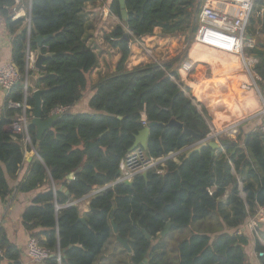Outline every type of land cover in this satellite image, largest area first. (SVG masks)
<instances>
[{
  "label": "trees",
  "instance_id": "trees-1",
  "mask_svg": "<svg viewBox=\"0 0 264 264\" xmlns=\"http://www.w3.org/2000/svg\"><path fill=\"white\" fill-rule=\"evenodd\" d=\"M14 1L0 0V17L13 34L11 61L21 79L27 75V95L20 79L6 94L0 113V200L14 189L29 192L50 183L21 216L31 236L53 253L45 263L59 264V252L60 264H131L144 257L149 264H248V236L245 225L241 226L257 208L264 209V134L258 129L240 132L235 140L220 139L217 150L205 145L188 157L182 151L178 161H165L163 173L149 170L146 178L138 175L130 185L120 182L96 192L82 214L77 203L62 207L114 181L120 160L143 127L142 112L148 124L156 122L150 127L145 150L151 157L167 156L196 141L171 125L173 120L196 134L210 132L211 117L195 101L176 68L186 60V49L171 61L126 66L130 42L152 35L155 29L161 36L192 38L203 0H124L125 20L119 1L112 0L110 9L121 23L104 34V40L120 56L115 70L91 86L88 110L83 111L72 107L87 89L89 73L97 64L95 52L84 39L85 7L97 0H31L29 31L24 16L13 18L9 13ZM262 5L263 0L253 2L245 32L256 39L247 52L257 59L253 70L264 94V40L258 35H264V15L261 19L254 15ZM37 35L47 36L40 47ZM27 49L45 55L40 71L26 67ZM34 89L42 90L41 119L58 107L66 108L57 113L40 139L30 122ZM23 103L30 107L25 109L27 136L38 146L39 158L29 164L13 189L8 179L15 178L23 164L25 134L7 127L22 114ZM235 106L229 120L243 114L244 107ZM111 221L128 240L130 253L117 242ZM167 221L169 230L161 235ZM258 230L264 240V229ZM254 244L258 263L264 264V246L257 239ZM0 249L8 264H21L19 248L2 227Z\"/></svg>",
  "mask_w": 264,
  "mask_h": 264
},
{
  "label": "crops",
  "instance_id": "crops-1",
  "mask_svg": "<svg viewBox=\"0 0 264 264\" xmlns=\"http://www.w3.org/2000/svg\"><path fill=\"white\" fill-rule=\"evenodd\" d=\"M30 1L31 0H15L14 1L13 5L15 6L17 10L16 17H19V16L25 17L27 15L26 17L28 18V12H29L30 5H31ZM118 1L120 4V0ZM111 3H112V0H97L94 4L92 3L86 4V7H85L86 29L84 33V39H85L86 44L89 45L92 48V50L95 52L96 57H97V64L95 68L89 73L87 89L83 92L81 99L72 107V109L76 111L88 110V100L93 92L91 86L94 83H96L101 77L115 70L116 63L120 56L118 49L111 47L104 40V34L110 32L115 27V25L121 23L120 19L111 11L110 9ZM203 4L211 5L214 8H217L219 10L226 11L229 13H233L234 11H237L233 7L232 3L228 0H203L202 5ZM261 7H264V6L262 5ZM107 10H110L112 12V16L106 14ZM8 11H9V8H8ZM237 13H240V11L238 10ZM263 15L264 13L261 16L255 15V17L261 19L263 18ZM260 26L261 25H257V28H259ZM258 35H260L261 39L264 40V35L262 34H258ZM12 38H13V34H11L8 31L3 19L0 17V64L11 60ZM245 39H246V42H245L246 44L248 43V41L253 42V46L256 43V39L254 37H250V35H248L246 32H245ZM182 44H183L182 41L179 42V37L161 36L159 29H155L152 35H145L136 41L130 42L129 44L130 45V55L127 60L126 66L128 69H130L134 66L144 64L146 62L151 61V58L144 51L146 48L151 51L153 57L160 63L171 61L173 58L177 57V55H179L183 51V49H186V58L187 60H190L192 62L191 71L188 74L180 73L179 66L181 63L179 65H176L177 71L184 85L189 88L191 95L195 98V101L199 102L202 106H204V108L206 109L211 119H215L214 116L216 115V113H218L217 110H219L220 107L215 105L214 103H217L218 101L220 102L223 100L222 91L224 89L229 88L230 85L231 87H234L233 78L230 79L227 76L225 77L224 70L225 69L232 70V71L241 70L240 67L230 68L229 66H227V62L231 58H235L238 56L234 54H229L227 52L214 49V48H211L214 50L212 52L211 50L209 51L202 50L205 48L204 47L199 48L198 45L196 44L191 45L189 47L187 46L185 48H181L183 47ZM215 53H220L221 57H219L220 55L218 56ZM245 59L246 58L244 57V55H242V57L239 58V60L243 62V63L240 62V65L242 66L243 64L245 68H247V64H252V67H253L254 63L257 61V59L254 58L253 56H250V58H248V61ZM207 71L209 72V74ZM243 76L245 77V75ZM36 77L37 75L33 77V80H35ZM28 83L32 84L33 82L30 80L28 81ZM209 84L211 86H214L215 89L211 88ZM239 84L240 82H238V85ZM239 90L240 89H235L234 94L231 92V95L234 96L236 95V93L240 92L239 100L242 103L239 102L240 104L238 105L244 107V110L242 111L243 112L242 115H244L245 113L249 111L252 112L258 109V100L256 99V97L254 96L253 98L250 97V100H249L248 98L249 95H246V94L243 95L242 94L243 91H239ZM216 91L219 92L220 96H218V93H216ZM5 96L6 94L0 88V113L3 110ZM236 98H238V95H236ZM22 108H23V111H22L23 113L25 111L24 106H22ZM26 108L30 109L29 106H27ZM231 115H232V112L228 110V112H226V115L224 116L226 118L222 117L224 118L223 120L219 119L216 122L218 125L220 124V126L223 127L221 130H214L212 128L213 123L210 122V129H211L210 132L211 133H214L216 131H221V133L229 132L232 135H234V137L232 139L230 138H227V139L235 140L237 135L240 132L248 133L252 130L258 129L259 123L261 121L260 117L253 118L254 116L257 115L256 113L252 115L251 117H249L250 120L249 118H245L243 120L238 121L237 123H231L233 122V120H229V117H227ZM223 129L226 131H224ZM238 129H241V130H238ZM7 130L14 132L12 123L8 125ZM218 139L220 142V138ZM219 144L221 145V143ZM33 146L34 144L30 141L29 138L28 140L26 139L24 140L23 142V147H24L23 164L21 168L19 169L16 177L13 179H10V178L8 179L9 186L13 189L18 184V182L26 175L27 170L29 168V164L33 160L38 158L35 155ZM72 177L73 175H69V178H72ZM49 186H50V183L45 182L41 184L39 187L29 192H20L14 189L13 193H11L4 201L0 200V227L4 229L7 239L19 248L21 264H43V263L33 262L27 256V252H26L27 241H28V238L31 237V232L28 231L23 226L21 216H22L23 210L31 202L33 197L37 193L48 189ZM88 202H89V198H82L81 200L78 201L77 204H78L81 214L88 210ZM247 219H248V216H247ZM247 219H245V222H244L245 224L247 222ZM245 224L241 226L242 229ZM263 229H264V226L261 224L260 230H263ZM244 232L248 236V244L245 246L248 264H259L258 260L256 259V254H255V244L254 243H255L256 238L250 230L245 229ZM0 264H8V260L2 257Z\"/></svg>",
  "mask_w": 264,
  "mask_h": 264
},
{
  "label": "built area",
  "instance_id": "built-area-1",
  "mask_svg": "<svg viewBox=\"0 0 264 264\" xmlns=\"http://www.w3.org/2000/svg\"><path fill=\"white\" fill-rule=\"evenodd\" d=\"M232 3L233 7L237 11L229 13L226 11L214 8L211 5L203 4L198 13V21L196 25V30L194 32V42L201 46H208L214 49H218L229 54H234L239 58L243 55V48L253 47V42L248 41L246 44L245 39V25L248 18L252 12L254 0H228ZM9 13L12 14L13 18H16L17 10L14 5L9 7ZM264 13V7H260L255 11L256 16H261ZM106 14L112 16V12L107 10ZM25 22L28 24V18H25ZM138 40L134 38V41ZM145 53L151 58V61H157L149 49L144 50ZM34 59V53L29 51L26 54V67L33 68L32 63ZM192 62L190 60H184L180 66V73L188 74L191 71ZM21 79L15 64L9 60L8 62L0 64V88L5 94H8L10 89L15 83ZM24 85V89H26ZM260 95V94H259ZM262 103L264 104V94L260 95ZM12 106H17L16 103H11ZM24 109L27 105L23 103ZM65 107H58L54 109L53 113L57 114L63 110ZM264 112V109H263ZM140 122L143 126L148 125L144 112L141 113ZM27 123L28 118L25 111L18 115L16 120L12 122L13 130L15 133L25 134V139L28 140L27 136ZM258 130L264 134V117L261 119ZM218 135L215 136V139ZM171 152L167 156L161 157H151L145 154V151L140 147L127 152L125 156L120 160L119 170L120 173L115 177L114 181L118 183L124 181H133V179L140 175L142 172L149 170H154L156 173H163L165 170V161L172 158L174 161H178L177 156L179 153ZM264 225V209L259 207L253 214L248 215L245 228L250 230L255 238L264 246V240L260 236L258 228L260 225ZM27 256L29 259L36 263H44L48 260L53 253L46 247L41 246L38 240L31 236L27 241ZM3 250L0 249V259L3 257ZM57 261L60 260L59 252L56 255Z\"/></svg>",
  "mask_w": 264,
  "mask_h": 264
},
{
  "label": "water",
  "instance_id": "water-1",
  "mask_svg": "<svg viewBox=\"0 0 264 264\" xmlns=\"http://www.w3.org/2000/svg\"><path fill=\"white\" fill-rule=\"evenodd\" d=\"M31 2V1H30ZM31 6V5H30ZM120 16H121V19L125 20L126 19V10L124 8V0H120ZM28 20H29V23L27 24V28H28V31L30 29V9H29V12H28ZM47 37V36H41V35H37L36 38H35V41L37 43V46L40 47V45L42 44V41L43 39ZM124 37H127V34L124 35ZM29 53V49H27L26 51V54L28 55ZM45 55L41 54V52L39 50H37L35 53H34V59H33V63H32V67L37 70V71H40L41 68H42V60L44 58ZM21 81L24 83V85L27 86V75H25V77H23L21 79ZM254 84H255V88L257 90V92L261 95V92L259 91V89L257 88V85H256V82L253 81ZM42 92V90L40 89H35L32 91L31 93V97L34 99V106L31 108V111H32V117L30 119V122L35 125L36 127V138L37 139H40L42 133L48 129L51 124H52V121L53 119L56 117L57 114H52L50 117L46 118V119H41V102H40V93ZM27 95V87L25 89V96ZM156 122H150L147 126H143L138 132L137 134L134 136V141L132 143V145L130 146V148L128 149V152L134 150L135 148L137 147H140L141 149H143L144 151L146 150L147 148V139H148V136H149V131H150V127L152 125H154ZM171 125H174V126H177V127H180L182 128V131L186 134H189L193 137H196V141L186 147H184L183 149H181L180 151L176 152L175 154L177 153H180L182 151H186V154H185V157H188L192 152L194 151H197V150H200V148L202 146H205V145H208L210 146L213 150H217L221 147V145L219 144V142L215 139V136L219 135L221 131H216L214 133H208L207 135H201V134H196L195 132H193L192 130L188 129L185 125H183L182 123H180L179 121H176V120H173L170 122ZM264 139V137H263ZM33 150L35 152V155L39 158V155H38V146L37 145H34L33 146ZM120 173V170L119 168L117 169V172H116V176ZM142 177L146 178L147 177V172L144 171L140 174ZM118 182L117 181H112L100 188H97L93 191H91L89 194L85 195L84 197L82 198H89L91 197L93 194H95L96 192H99L103 189H106L110 186H113L115 184H117ZM125 184L127 185H130L132 183V181H124ZM65 192H67V190H65ZM82 198L80 199H77V200H73L67 204H65L64 206L62 207H67V206H70L72 204H75V203H78L79 200H81ZM57 209H59V207H57ZM94 209H91V211H93ZM113 213H114V210L111 212L110 214V217L113 216ZM163 218L165 220H167V217L165 215H163ZM79 221L83 222L86 224V220L83 216H79L78 218ZM111 224H112V231L113 233L115 234V238L117 240V242L128 252L130 253L131 252V248L128 244V240L126 238H122L118 233H117V227L116 225L114 224L113 221H111ZM170 222L167 221L166 225L162 228L160 234L161 235H164L168 230H169V226H170ZM143 232L146 234V237L149 238V234L146 233L145 230H143ZM261 255V253H260ZM60 264V260L58 262ZM45 264V263H43ZM131 264H149L148 262V259L147 257H144L140 262L138 263H131Z\"/></svg>",
  "mask_w": 264,
  "mask_h": 264
},
{
  "label": "rangeland",
  "instance_id": "rangeland-1",
  "mask_svg": "<svg viewBox=\"0 0 264 264\" xmlns=\"http://www.w3.org/2000/svg\"><path fill=\"white\" fill-rule=\"evenodd\" d=\"M19 7V6H18ZM27 16V15H26ZM25 16V17H26ZM27 18V17H26ZM177 37H179V42H183V44H182V46L183 47H181V48H185V47H189V46H191V45H194V44H196L195 42H194V39H193V36H194V33L192 34V38H190V36H189V39H188V37L187 36H184V35H176ZM196 45H198V47L200 48V47H204L205 49H202V50H206V51H209V50H211V52L212 51H214L213 49H211V47H208V46H201V45H199V44H196ZM247 49H249L248 47H244L243 48V55H244V57L246 58L245 60H247L248 61V58H250V55H248V52H247ZM184 50V49H183ZM216 55H220V53H215ZM219 57H221V55L219 56ZM187 59V58H186ZM246 61V62H247ZM241 63H243L242 61H241ZM247 68H248V70H247ZM247 68H245V66L242 64V66L240 67V69L241 70H237V71H235V70H224V75H225V77L227 76V77H229L230 79H232L233 78V84H234V87H231V85L229 86V88H227V89H224L222 92H223V94H222V98H223V100L222 101H218L217 103H214L215 105H217V106H219L220 108H219V110H217L218 111V113H216V115L214 116L215 117V119H211L210 120V122H212L213 123V126H212V128L214 129V130H221L223 127H221L220 126V124L218 125L216 122L220 119V120H223L224 118H226V117H224L225 115H226V112H228V110L230 111V112H232L233 113V111L236 109L235 107V105L236 104H240L239 102H241L240 100H239V94H240V92L239 91H243L242 92V94L243 95H249L250 93V91H252V93H254L253 95L256 97V99L258 100V109H256L255 111H249V112H247V113H245L244 115H241V116H235V118L233 119V122H231V123H237L238 121H240V120H243V119H245V118H249V117H251L252 115H254V114H256L257 113V115L256 116H254L253 118H259L260 117V119H262L263 117H264V112H263V109H264V104L262 103V100H261V97H260V95H259V93L257 92V90H256V88H255V84H254V82L253 81H257V79L259 78L258 77V75L255 73V71L253 70V67H252V64H247ZM208 72V71H207ZM222 73V72H221ZM221 73H219V74H221ZM208 74H209V72H208ZM243 75H245V77L243 76ZM238 82H240V84L238 85ZM235 89H240L238 92L239 93H236V95H238V98H236V95H234V96H231L229 93L230 92H232L233 94H234V90ZM257 88H258V86H257ZM229 89V90H228ZM251 89V90H250ZM227 92V93H226ZM216 93H218V96H220V94H219V92L218 91H216ZM215 93V94H216ZM225 93V94H224ZM248 98H250V96H248ZM242 103V102H241ZM222 117H224V118H222ZM252 118V119H253ZM249 120H250V118H249ZM229 121V120H228ZM224 130V129H223ZM238 130H241V129H238ZM224 131H226V130H224ZM221 133V132H220ZM219 137L218 138H220V139H222V138H230V139H232L233 137H234V135H232L231 133H229V132H222L221 134H219L218 135ZM216 139L218 142H219V139ZM220 143V142H219ZM255 254H256V251H255ZM103 259H106L105 257H103ZM256 259H257V254H256ZM258 260V259H257Z\"/></svg>",
  "mask_w": 264,
  "mask_h": 264
},
{
  "label": "bare ground",
  "instance_id": "bare-ground-1",
  "mask_svg": "<svg viewBox=\"0 0 264 264\" xmlns=\"http://www.w3.org/2000/svg\"><path fill=\"white\" fill-rule=\"evenodd\" d=\"M240 62L241 61L239 60V57L231 58L227 62V66H229L230 68L241 67Z\"/></svg>",
  "mask_w": 264,
  "mask_h": 264
}]
</instances>
